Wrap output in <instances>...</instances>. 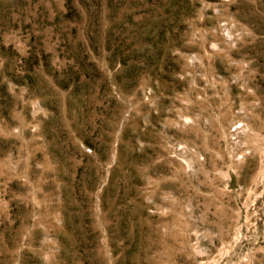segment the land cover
Wrapping results in <instances>:
<instances>
[{
    "label": "rangeland",
    "instance_id": "1",
    "mask_svg": "<svg viewBox=\"0 0 264 264\" xmlns=\"http://www.w3.org/2000/svg\"><path fill=\"white\" fill-rule=\"evenodd\" d=\"M0 264H264V0H0Z\"/></svg>",
    "mask_w": 264,
    "mask_h": 264
},
{
    "label": "built area",
    "instance_id": "2",
    "mask_svg": "<svg viewBox=\"0 0 264 264\" xmlns=\"http://www.w3.org/2000/svg\"><path fill=\"white\" fill-rule=\"evenodd\" d=\"M237 127H238V125H237V126H234V127L232 128V131H234V134L232 135V139L235 138V132H236V130H237Z\"/></svg>",
    "mask_w": 264,
    "mask_h": 264
}]
</instances>
